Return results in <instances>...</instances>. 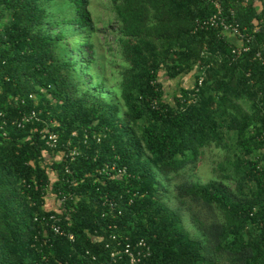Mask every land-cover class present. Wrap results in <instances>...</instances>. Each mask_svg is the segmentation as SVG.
Returning a JSON list of instances; mask_svg holds the SVG:
<instances>
[{"label": "trees", "instance_id": "obj_1", "mask_svg": "<svg viewBox=\"0 0 264 264\" xmlns=\"http://www.w3.org/2000/svg\"><path fill=\"white\" fill-rule=\"evenodd\" d=\"M220 1L249 34L237 57L238 39L197 25L207 1L110 0L124 66L109 86L90 0H0V264H127L110 251L141 238L146 264H264V0ZM162 70L192 85L168 97ZM45 127L79 155L47 161ZM211 147L234 149L217 176L175 180ZM47 195L64 197L62 234Z\"/></svg>", "mask_w": 264, "mask_h": 264}, {"label": "built area", "instance_id": "obj_2", "mask_svg": "<svg viewBox=\"0 0 264 264\" xmlns=\"http://www.w3.org/2000/svg\"><path fill=\"white\" fill-rule=\"evenodd\" d=\"M213 5L214 11L206 18L203 19H196L197 25L199 27H213L218 28L220 30V36L222 38H236L239 40L238 45L235 47H232V54L237 57L241 53L248 51V45L247 42H249V34L246 32V28L243 29L240 28L239 24L234 22H228L227 16L224 13V8L222 6V3L220 0H204ZM233 10H230V15H233ZM257 27L253 28V31H256ZM255 57L258 59H261L264 63V56L262 55L261 51H256ZM203 73L198 78L197 82L198 85L202 84L203 81ZM36 118L35 111H31L29 115H23L22 120L24 122H29ZM19 126L22 125V123H18ZM43 134L45 137V144L53 150V155L50 156L47 152L44 153L45 157L47 158V161L51 160L52 157L56 160H62L63 158H69L70 160H74L79 155V150L76 148V146L70 147L71 140H67L66 143H59V136L58 134L51 130L49 127H45L43 129ZM76 135L75 132L72 133V137ZM88 133L84 135L85 138H88ZM96 141H100V136H97L94 134L93 136ZM85 142V141H84ZM60 146L63 147V149L59 148ZM67 167V166H66ZM66 171H69L68 168H66ZM56 177V173L50 171V178L53 180ZM119 198H122V195H119ZM133 198L130 197L127 199V203L131 204ZM64 203V197L56 198L51 195H47L45 199L44 206L47 209H52L55 211V213L51 214L48 218H46V224L50 226L51 229H53L56 233L62 234V230L58 222H60L59 216H57V213H61L63 209L62 204ZM102 206L104 207H110V210L114 212V210L117 209L118 201L115 198H111L106 196L105 200L102 203ZM121 211L118 210L117 214H120ZM68 218V217H66ZM68 238L70 240L73 239V235L70 233L68 234ZM111 239L116 240V235H111ZM95 240L100 241L102 237H95ZM117 241V246H123V248L117 247L112 248V250L109 253V258L113 261H116V258L120 259L119 261H125L127 264H146L142 263V260L146 258L149 255V247L144 239H139L137 242L132 243H126L123 245V243L120 240ZM94 258V257H93ZM124 259V260H122ZM92 264H95L92 262ZM103 264H107L104 262Z\"/></svg>", "mask_w": 264, "mask_h": 264}, {"label": "rangeland", "instance_id": "obj_3", "mask_svg": "<svg viewBox=\"0 0 264 264\" xmlns=\"http://www.w3.org/2000/svg\"><path fill=\"white\" fill-rule=\"evenodd\" d=\"M89 9L93 19V27L89 34L93 45V58L100 63L106 81L109 83V86H112L119 80V69L124 66V62L117 50V22L114 18L110 0H90ZM192 74L185 75L181 79H170L165 74V71L162 70L160 77L167 96L169 97V94L179 86L192 85ZM226 141L229 144L232 142L229 138ZM233 152V148H229L227 151L216 147L205 148L202 156L198 158L196 165L191 170H187V173L178 175L175 180L207 182L219 173L218 163H223L226 156H232ZM174 202L171 200L170 205H175ZM183 216L184 218H188L187 213L183 212ZM184 223L193 232L188 220L185 219Z\"/></svg>", "mask_w": 264, "mask_h": 264}]
</instances>
